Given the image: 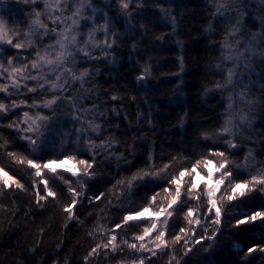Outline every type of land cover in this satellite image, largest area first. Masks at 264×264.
I'll return each instance as SVG.
<instances>
[{
  "label": "trees",
  "instance_id": "1",
  "mask_svg": "<svg viewBox=\"0 0 264 264\" xmlns=\"http://www.w3.org/2000/svg\"><path fill=\"white\" fill-rule=\"evenodd\" d=\"M87 3L91 6L84 10V15L89 17L87 22H82L84 34L89 28L99 27L101 21L108 31L107 35L103 29L98 31L102 35H97V39L107 38L115 43L112 48L93 50V56L99 59L84 61L77 56V74L84 68L91 74L86 78L84 89L75 82L69 94L84 97V107L96 105L104 112L103 117L95 114L96 122L104 127L101 135L92 134L93 138L99 144L106 137H115L119 141L115 145L117 154L124 153L132 164L118 162L114 157L109 158L108 152L96 149L99 155L93 169L89 170L93 173L91 178L80 171L74 176L65 170L52 173L45 169L42 176L57 195L47 197L38 205L37 191L45 195L41 178L35 177V169L26 163H17L9 153L17 154V159H30L35 155V162L41 164L62 161L69 154L92 162V153L83 143H62L61 136L53 131L46 134L39 151L33 154L18 132L0 127V145L7 142L6 147L0 148V169L23 185L22 190L15 187L12 180L8 187L0 184V264H138L142 258L144 264H176L177 261L180 264H264V253L256 251L245 255L249 247L264 246V219L234 226L243 214L264 211V186L256 184L252 191L245 189L244 196L228 201L224 197L231 193V187L225 182L215 196L222 219L217 230L203 215L208 211L206 184L199 183L191 196L188 193L196 175L206 177L209 163L184 177L182 203L178 201L173 205L174 215L167 218L168 224L164 225L165 216L157 219L158 229L165 231L167 247L152 256L148 252H135L123 243L138 244L134 237L142 234L143 228L150 227V221L146 220L125 224L124 215L138 213L144 207H150L152 214L158 213L161 207L167 209L171 197L162 189L168 187L174 195L175 185H168L172 176L178 177L184 169L191 171L198 160L205 158L217 167L218 158L209 156L210 148L226 152L233 184L251 180L264 169V58L257 63L254 60L250 71L245 90L248 99L239 118L244 117L245 122H234L233 143L239 147H227L225 140L230 137L213 136L215 143L213 139L202 138V134H214L225 119L232 88L206 90L225 81L228 70L232 69L233 62L224 57H231V48L238 39L236 34L243 29L259 33L264 51V0H87ZM123 3H128L127 9L121 7ZM217 3L227 5L223 15H215ZM47 11L42 0L35 3L0 0V18L5 20L9 30L19 31L25 43L32 38L23 37V33L29 31L35 12H40V19L52 26ZM66 14L71 15V11ZM237 24L241 31L236 29ZM226 37L227 48L223 46ZM3 47L7 49L3 56L6 64L7 57L14 56L17 50L6 44ZM20 55L25 54L21 51ZM145 69L148 74L138 80ZM88 89L90 91L86 92ZM3 95L0 93V98ZM112 96L119 99L112 100ZM27 98L31 99L30 94ZM22 111L13 110L7 118H0V124L7 125ZM57 115L61 132L79 126L71 119L67 107H62ZM93 115L88 114L87 118L92 119ZM69 139L75 140V136ZM149 153L153 156V171L170 165L161 174L163 178L137 181L131 190L126 185L113 189L118 180L131 177L138 169H146ZM70 162L73 167L75 161ZM76 168L81 166L76 165ZM149 183L151 186H146ZM69 187L82 193L73 209L75 219H69L64 211L73 199ZM101 192L104 197L89 202V197ZM156 192L160 195L150 206L149 200ZM189 208L194 209V215L199 212L201 224L196 238L210 236L213 231L217 235L199 244L190 239L187 247L191 251L185 255L183 240L176 243L172 238L181 227H187L185 213ZM117 224L121 227L116 228ZM111 235L117 236L116 243L121 250L112 252L100 248L97 254L88 256L97 244L107 243ZM155 235L153 231L145 238L146 246L152 247L148 241L154 240ZM85 257H88L87 262Z\"/></svg>",
  "mask_w": 264,
  "mask_h": 264
},
{
  "label": "snow or ice",
  "instance_id": "2",
  "mask_svg": "<svg viewBox=\"0 0 264 264\" xmlns=\"http://www.w3.org/2000/svg\"><path fill=\"white\" fill-rule=\"evenodd\" d=\"M28 0H25L27 3ZM33 3L36 0H32ZM45 9L48 10L47 14L50 19L51 27L48 23H44L41 19V13L35 12V19L31 21L29 25V31L23 33V37H32L27 39V42H23L21 33L16 30H9L7 28L4 19L0 18V93H3V98H0V118H7L8 113L13 110L27 109L23 110L22 114L17 113V119L11 120L7 125L0 124V127H8L18 132L19 138L22 141L27 142L33 154L39 151L42 143L47 138L46 134L55 131L56 134L61 136L62 143H75L77 145L83 143L86 145L88 152L92 153V162L85 159H77L76 154L65 155L63 159L69 161H75L73 168L66 169L71 172L72 175H76L77 171H80L82 175H86L89 178L92 177L93 173L90 169L94 167V161L96 156L99 155L96 149H101L104 152H108L110 157H114L118 162H123L126 165H131L132 161L127 159L124 153L117 154L115 150V145L119 143L115 137H106L101 140L99 144L93 138L94 134L99 137L102 133L103 125L96 122L95 114L98 113L100 117L104 116V112H101L96 105L92 108H86L83 106L82 96H74L69 94L71 89L74 87L75 82H79L80 88L84 89L85 83H87L86 78L90 76V71L87 68L82 69L79 74L76 72L77 56H80L82 60L89 61L99 59V57L93 56L92 51L95 48H112L115 41H110L105 39L100 41L96 37V32L103 29L107 35V27L101 25L97 28L90 29L85 37L83 32V23L87 22L89 17L84 15V10L86 7L91 5L87 3V0H44ZM128 3H123L122 8L127 9ZM227 5L225 3L216 4L215 15H223L224 10H226ZM71 11V15H65V13ZM31 15V14H30ZM10 31L12 34L10 35ZM231 35V34H230ZM45 39L51 41L50 43H44ZM8 45L9 48L17 50V53L9 55L7 57V63L3 62L4 53L7 51L3 45ZM223 46L225 48L229 47L227 44V37L225 38ZM25 55L21 56L20 52ZM224 59H232L230 56L224 57ZM181 67L183 68V62H181ZM219 67V66H218ZM148 74V70L145 69L144 74L138 77V80H143ZM234 70L229 69L227 72V77L223 82H217L213 89H208L207 91L222 90L233 83ZM86 92L90 89L85 90ZM27 94H30L31 99L27 98ZM12 97H16L13 99ZM20 97H25L21 99ZM243 98V94H241ZM112 100H117L119 97L112 96ZM229 103L227 105L225 119L223 124L214 134H202V138L205 140L213 139L215 137H230L225 140V144L228 148H237L239 145L233 143L235 137L236 125L231 117V109L233 104L231 103V96H229ZM7 101H10L8 103ZM251 103V101H249ZM62 107H67L70 109L71 119L79 123V126H74L72 129L61 132L60 128L57 127L58 123V111ZM115 112L116 109H113ZM50 112L51 115L46 114ZM88 114H94L92 119H88ZM245 122V118L241 117V123ZM181 126H183V119L181 121ZM118 127V126H117ZM75 136V140H70L69 138ZM213 143L215 140L213 139ZM7 142L0 145V148L6 147ZM134 155V151L132 152ZM9 156L16 159L19 164L26 163L31 168L35 169V177H40V182L43 183V192L45 195H41L40 191H37V204L40 201L45 200L47 197H56V192L49 186L48 180L44 179L42 173L45 169L55 173V169H49V163L52 161H45L42 164L35 162V155L33 158L22 157L17 159V154L9 153ZM209 156L216 157L217 167L214 170L215 173H219L218 177L214 178V172H208L207 179H214L215 187L205 186V191L208 196V211L203 215L209 218L210 222L217 226V230L222 223L221 219V208L216 206L215 192L221 190V185L225 182L231 187V193L227 194L224 198L228 201H233L238 198V196H244L245 189L252 191L256 184L264 186V169L261 170L255 176L251 177V180H245L236 182L233 184V173L229 169L228 159L225 151H220L216 149H209ZM176 160V157L172 158ZM210 159L198 160L196 164L193 165L191 171L184 169L181 170L177 176H172L168 180V185H175L174 195L169 191L168 187L162 189L164 193H168L171 197L167 209L164 207L160 208V211L156 213L157 216L164 215V225L168 224V217H173L174 211L173 205H176L181 198L182 184L185 182V176H191L192 172H196L197 167L202 164L206 167L208 163H211ZM148 167L138 169L136 172L132 173L131 177H126L118 180L116 185H113V189L117 185L123 187L127 186L129 190L136 187L137 181H144L146 178L150 180L162 179V173H164L169 167V164H165L163 168H159L155 171L152 169L155 167L153 164V156L149 153L147 158ZM76 165L81 166L77 169ZM222 170V171H221ZM0 172H3L0 169ZM3 184L5 187L9 186V181L15 187L23 190V185L18 181L9 177L6 172H3ZM66 184L68 181H64ZM250 185L252 187H250ZM146 186H151L149 183ZM33 187H36V182L34 181ZM198 187V183H193L188 187V193L191 196L193 189ZM69 192L72 193L73 199L70 205L65 206L64 211L68 213L69 219H75L73 209L77 205L78 197L82 193L77 192L73 188L69 187ZM104 193L101 192L98 196L89 197V202H95L104 197ZM160 192H156L149 200L150 206H153L157 201ZM182 203V201H180ZM179 209L177 208L176 211ZM214 210V215H213ZM150 211V207H144L135 216L131 214H126L123 217V223H127L132 220H136L143 217L145 213ZM199 212L194 215V209L189 208L185 213V220L187 222V227H181L179 232L172 238L174 242L179 243L183 240L185 244V255L191 248L187 247L189 240H193V243L199 244L203 240H212L216 237L217 232L213 231L210 236H200L197 237V227L200 226L201 221L198 218ZM257 219H264V211H256L251 215L243 214L242 218L236 219L235 227H239L244 224L252 223ZM67 226V225H66ZM116 228H120L121 225L117 224ZM153 231H158V235L155 236L154 240H149L148 243L152 247L146 246L144 243L145 238L149 237ZM207 231V230H206ZM191 233V236H189ZM117 236L111 235L107 243L101 245L97 244L93 248L88 256L97 254V250L100 248L108 249L109 251L116 252L120 249V245L116 243ZM134 240L139 242L128 244L127 241L123 243L127 245L128 248L133 249L135 252H148L152 256L157 255V250L162 247H167V241L165 240V231L158 229L156 222H152L150 227L143 228L142 234L136 235ZM239 247V245H237ZM207 250V249H206ZM259 251L264 253V246H253L247 249L245 255L251 254L253 252ZM175 259V257H173ZM88 257H85L87 262ZM138 264H144V259H140ZM176 264H180L179 261Z\"/></svg>",
  "mask_w": 264,
  "mask_h": 264
},
{
  "label": "rangeland",
  "instance_id": "3",
  "mask_svg": "<svg viewBox=\"0 0 264 264\" xmlns=\"http://www.w3.org/2000/svg\"><path fill=\"white\" fill-rule=\"evenodd\" d=\"M43 4H44V0ZM45 6V4H44ZM68 15V14H66ZM101 26L103 23L100 21L98 23ZM90 29V28H89ZM88 30H86L85 35L87 36ZM236 29L240 30L239 24L236 25ZM243 33V34H241ZM240 34H236L238 36V39L235 43V46L231 48V57L230 59L231 62H233L232 69L234 70V76H233V83L228 86L229 90L232 88L231 91V103L233 104V108L231 109V117L234 122H240L239 120L242 111L246 107L247 99L246 97V88L248 86L249 82V77H250V71L251 68L253 67L254 60L255 63H257V60L259 61L260 59L264 58V51L262 49V42L261 39L259 38V33H251L250 31H247L246 29H243V31ZM97 35H102L100 32H96ZM50 43V42H49ZM96 49V48H95ZM93 49V50H95ZM241 94H243V98H241ZM25 110V109H23ZM67 160V159H66ZM62 161L56 162L52 161V163H49L48 168L49 169H55V170H65L66 169H71L73 168L70 162V165H65V164H60ZM216 168L213 166L212 163H209L206 173L208 172H214ZM71 173V172H70ZM72 174V173H71ZM78 175V174H76ZM219 173L214 172V178L218 177ZM207 177V175H206ZM206 177H202L199 175H196L194 178V183H202L204 182L206 186H212L215 187L214 184V179H207ZM6 177L3 176V172H0V184H3V179ZM11 183V180L9 181V184ZM4 185V184H3ZM222 186V185H221ZM220 186V187H221ZM218 191L215 192V196L217 195ZM161 216H157L156 214H152L150 211L147 214V217L144 219H137V220H132V221H138V220H146L150 221V225L152 222L157 223V219ZM156 235H158V231H156ZM155 235V236H156ZM139 253H147V252H139Z\"/></svg>",
  "mask_w": 264,
  "mask_h": 264
},
{
  "label": "water",
  "instance_id": "4",
  "mask_svg": "<svg viewBox=\"0 0 264 264\" xmlns=\"http://www.w3.org/2000/svg\"><path fill=\"white\" fill-rule=\"evenodd\" d=\"M60 164L70 165V162L66 159L62 160Z\"/></svg>",
  "mask_w": 264,
  "mask_h": 264
},
{
  "label": "bare ground",
  "instance_id": "5",
  "mask_svg": "<svg viewBox=\"0 0 264 264\" xmlns=\"http://www.w3.org/2000/svg\"><path fill=\"white\" fill-rule=\"evenodd\" d=\"M138 213H139V212H138ZM136 214H137V213H135V214H131V215H134V216H135ZM147 214H148V213H145L143 217H140V218H138V219H144V218H146V217H147ZM136 220H137V219H136Z\"/></svg>",
  "mask_w": 264,
  "mask_h": 264
}]
</instances>
